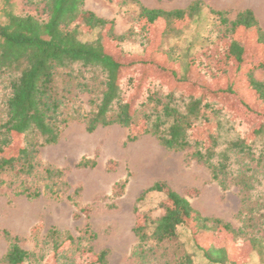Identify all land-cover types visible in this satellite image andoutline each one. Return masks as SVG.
<instances>
[{
	"label": "trees",
	"instance_id": "1",
	"mask_svg": "<svg viewBox=\"0 0 264 264\" xmlns=\"http://www.w3.org/2000/svg\"><path fill=\"white\" fill-rule=\"evenodd\" d=\"M14 1L3 0L0 6V187L29 200L42 193L57 197L65 190V172L42 165L38 158L42 148L58 142L70 122H82L88 133L112 125L129 131L138 128L165 150L188 153L187 162L204 166L222 190L234 185L240 197L241 226L200 215L187 199L156 181L138 201L150 193L162 194V214L144 215L133 228L134 264H193L178 240L179 228L189 232L193 249L208 264H237L225 247L202 243L201 234L216 232L246 241L250 255L264 264V83L253 75L264 63L243 66L247 48H264V31L253 11L244 9L229 19L226 11L208 9L219 25L217 39H234L218 87L205 90L187 80L195 54L189 48L178 54L164 47L167 39L181 36L200 15L205 7L199 0L167 11L145 7L139 0H109L135 9L137 31L123 35L113 32V20L85 9L84 0H21L24 9L18 12ZM134 35L143 42L142 57L132 56L124 63L111 49ZM134 65L141 69L140 84L126 96L122 76ZM152 74L171 79L175 89L185 91L175 96L155 87L134 107L133 97ZM132 81L131 77L126 82L133 86ZM83 96L88 111L81 106ZM221 97L237 101L233 110L237 114L254 117L246 136L222 141L223 125L234 120L219 105ZM135 138L129 134L127 142ZM94 166L93 160L84 158L76 165ZM124 185L115 184L113 195ZM2 234L8 248L0 264L40 263L37 254L19 246L17 237L5 230ZM95 239L88 226L85 237L76 238L51 229L46 244L56 264H108L107 250L95 253L88 262L68 255L71 247L91 254ZM85 241L89 248L83 246Z\"/></svg>",
	"mask_w": 264,
	"mask_h": 264
},
{
	"label": "rangeland",
	"instance_id": "2",
	"mask_svg": "<svg viewBox=\"0 0 264 264\" xmlns=\"http://www.w3.org/2000/svg\"><path fill=\"white\" fill-rule=\"evenodd\" d=\"M2 1L0 0V6ZM139 1L145 7L167 11L183 9L195 0ZM199 1L205 7L200 15L181 36L167 39L164 47L178 54L189 48L195 57L187 80L205 90L216 89L227 64L226 52L234 38L217 39L219 25L208 9L226 11L229 19H233L239 11L250 9L264 31V3L258 0ZM14 2L17 12L24 9L21 0ZM84 8L98 17L113 20L112 28L116 35H123L132 29L137 31L134 22L136 12L132 6L121 7L109 0H84ZM153 34L154 32L150 36L153 37ZM142 43L138 36H128L111 52L126 63L132 56L142 57ZM243 58L245 68L258 61L264 63V48H247ZM125 70L122 82L128 96L134 93L135 85L140 84L141 69L134 65ZM253 75L264 83V68L255 69ZM131 77L133 86L126 82ZM174 85L171 79L155 74L147 75L141 83L140 91L133 97L132 105L139 106L155 87L166 93L173 92L175 96L183 94L185 90L175 89ZM82 100L81 106L88 111L90 107L85 102L87 97L83 96ZM219 100V105L234 120L223 125L222 141L236 135L246 136L250 131L248 122L255 120L254 117L247 116L244 112L241 115L234 112L238 103L232 98L226 100L221 97ZM129 134L136 135L134 141L127 142ZM256 147L258 150L260 145L257 144ZM187 155L185 152L165 150L153 136L140 134L138 128L129 131L112 125L98 127L88 133L82 122H70L62 129L58 142L42 148L38 158L42 165L65 172V190L57 197L42 193L38 198L29 200L23 196L15 197L7 189L0 187V259L8 248L3 230L18 238L22 249L37 254L41 258L39 264H56L54 254L46 244L48 232L54 229L74 238L85 237L88 226L96 235L93 252H77L75 247H71L68 250L69 256L79 262H88L94 258L95 253L107 250L108 264H134L130 256L136 244L133 228L144 215L156 218L162 214L159 207L163 200L162 194L150 193L138 201L141 193L156 181L164 182L168 188L187 199L200 215L220 219L234 228L240 227V197L237 188L231 185L222 190L211 179L204 166L193 160L187 162ZM82 158L93 160L95 166L76 167ZM117 183L125 185L122 189H116L117 195H113ZM178 236L184 249L191 254L193 264H208L193 249L189 232L179 228ZM200 238L203 244L225 247L237 264H260L255 255H250L249 244L244 240L233 239L220 232L201 234ZM87 244L89 243L83 242L85 248H89ZM66 247L65 244L64 248Z\"/></svg>",
	"mask_w": 264,
	"mask_h": 264
},
{
	"label": "bare ground",
	"instance_id": "3",
	"mask_svg": "<svg viewBox=\"0 0 264 264\" xmlns=\"http://www.w3.org/2000/svg\"><path fill=\"white\" fill-rule=\"evenodd\" d=\"M247 1H257V0H247ZM260 3H264V0H258Z\"/></svg>",
	"mask_w": 264,
	"mask_h": 264
}]
</instances>
